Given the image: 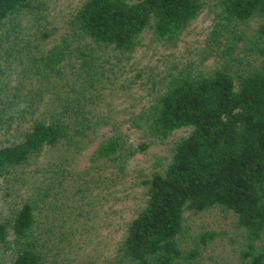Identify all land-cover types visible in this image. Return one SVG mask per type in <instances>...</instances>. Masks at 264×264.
<instances>
[{
	"label": "trees",
	"instance_id": "1",
	"mask_svg": "<svg viewBox=\"0 0 264 264\" xmlns=\"http://www.w3.org/2000/svg\"><path fill=\"white\" fill-rule=\"evenodd\" d=\"M45 1L0 0V26L15 14L41 13ZM204 7V0H83L49 49L41 44L48 30L33 43L6 23L12 32L0 36V132L15 129L20 139L0 147V181L17 196L0 213V264L101 263L102 225L94 220L101 219L102 192L147 148L129 141L113 109L112 122L96 107L102 82L115 75L103 52L128 57L146 32L175 46ZM214 8L200 54L214 67L198 72L192 62L169 73L149 106L128 117L131 127L160 141L190 131L173 144L165 169L142 181L145 205L105 264H221L201 260L218 234L188 235L184 225L187 212L211 209L233 214L243 230L240 264H264V0H216ZM1 62L19 71L11 88ZM105 124L110 134L95 145L90 166L72 168L67 152L83 151ZM60 148L48 165L37 162ZM20 171L23 195L12 192Z\"/></svg>",
	"mask_w": 264,
	"mask_h": 264
},
{
	"label": "rangeland",
	"instance_id": "2",
	"mask_svg": "<svg viewBox=\"0 0 264 264\" xmlns=\"http://www.w3.org/2000/svg\"><path fill=\"white\" fill-rule=\"evenodd\" d=\"M83 0H46L47 8L41 13L31 14L22 12L15 14L11 20H7L0 26V36L4 29H12L9 24L18 26L16 36L29 38L33 43L37 41L36 34L39 31L48 30L50 37L43 41L44 49L51 48L58 43L67 32V22L76 8ZM135 3L139 0H128ZM205 7L199 17L193 21L179 42L175 46H165L162 42L153 40L152 33L143 34L136 50L121 60L111 50L103 52L105 68L113 69L115 75L111 79L105 78L102 82L104 90L99 93L96 107L99 113L110 120L109 111L113 109L117 113L121 123V129L133 145H147L144 152L137 153L129 158L124 173H119L118 178L113 177V187L102 192L104 196L101 219L94 220L97 225H102L99 233L93 232L101 241L100 264H105V259L114 255V252L123 239L126 224L136 217L144 207L145 187L142 181L156 172L163 171L169 163L170 152L173 144L189 133V129L175 131L168 139L160 141L147 137L143 131L131 127L128 117L140 112L143 107L149 106L154 98L162 91L165 78L169 73H176L194 62L198 72H205L214 67L213 58L201 60V51L206 46V39L211 32L215 11L216 0H204ZM36 15V16H35ZM6 23H9L6 25ZM256 22L251 21L249 28L252 29ZM7 74L11 76L9 87L15 86L19 71L6 68V63L1 62ZM19 66V63H17ZM19 70V67H18ZM0 73H2L0 71ZM4 73V71H3ZM2 73V75H3ZM110 75V74H109ZM4 77V76H2ZM18 84V83H17ZM35 87L37 85L35 84ZM48 95L45 99L48 100ZM113 122V120H110ZM25 127L26 124H25ZM111 126L105 124L94 136V140L83 151L77 154L67 152V158L73 160L76 170H84L90 166V157L97 143L110 134ZM15 129L8 132H0V147L17 142L19 140ZM60 149L45 151L37 160L40 164L48 165L50 161L60 157ZM63 151H65L62 148ZM71 160V161H72ZM28 171V170H27ZM110 171V170H108ZM26 172V171H25ZM24 171H20L18 177L11 178L12 192L17 191L20 195L25 193L26 181L23 180ZM108 177L109 175L107 173ZM96 199L99 198L98 189L93 191ZM17 200L13 193L11 196L5 193L2 181H0V213L4 212L9 205ZM185 229L188 235H197L204 231H212L218 236L207 246L201 249V260L207 263L240 264V247L243 239V230L237 228L236 218L233 214L221 209H211L204 213L193 214L187 212L184 219ZM105 260V261H104Z\"/></svg>",
	"mask_w": 264,
	"mask_h": 264
}]
</instances>
